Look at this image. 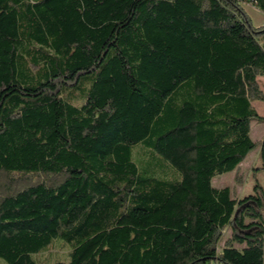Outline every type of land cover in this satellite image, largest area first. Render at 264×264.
I'll use <instances>...</instances> for the list:
<instances>
[{
	"label": "trees",
	"instance_id": "16d2710c",
	"mask_svg": "<svg viewBox=\"0 0 264 264\" xmlns=\"http://www.w3.org/2000/svg\"><path fill=\"white\" fill-rule=\"evenodd\" d=\"M243 2L0 0L5 264L56 244L54 264H264L263 188L212 185L258 146L264 169V25Z\"/></svg>",
	"mask_w": 264,
	"mask_h": 264
},
{
	"label": "rangeland",
	"instance_id": "374dc122",
	"mask_svg": "<svg viewBox=\"0 0 264 264\" xmlns=\"http://www.w3.org/2000/svg\"><path fill=\"white\" fill-rule=\"evenodd\" d=\"M243 7L248 13L251 22L254 26L264 25V13L257 9L250 0H244ZM260 42L264 45V34L260 36ZM92 82L90 75L83 76L78 86L66 89L63 92V97L66 101L79 106L82 103V96L86 93ZM258 82L261 90L264 93V76L258 77ZM253 106L258 113L264 116V100L253 101ZM250 137L253 141L260 142L264 139V122L251 121ZM263 164L260 147H256L250 151L244 160L240 163L238 168V175L240 181L235 180L234 171L216 175L212 179V185L217 188L229 186L232 193L238 197L247 195L253 192V186L257 182L264 190V169H258ZM229 235L227 230L223 239ZM66 248L60 244H56L50 251L40 254V258L44 260L45 264H54L55 260L66 257ZM0 264H5L0 258Z\"/></svg>",
	"mask_w": 264,
	"mask_h": 264
}]
</instances>
